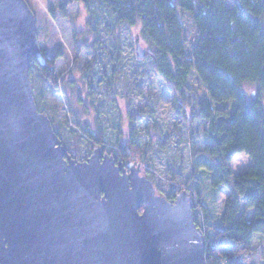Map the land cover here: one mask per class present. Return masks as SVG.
<instances>
[{"label": "water", "instance_id": "95a60500", "mask_svg": "<svg viewBox=\"0 0 264 264\" xmlns=\"http://www.w3.org/2000/svg\"><path fill=\"white\" fill-rule=\"evenodd\" d=\"M33 59L32 11L0 0V264H207L186 190L170 203L99 149L82 163L66 156L36 108Z\"/></svg>", "mask_w": 264, "mask_h": 264}, {"label": "trees", "instance_id": "16d2710c", "mask_svg": "<svg viewBox=\"0 0 264 264\" xmlns=\"http://www.w3.org/2000/svg\"><path fill=\"white\" fill-rule=\"evenodd\" d=\"M83 1L94 32H98L101 12L105 19L101 32L108 36L112 35L108 34L110 26L136 27L152 70L174 96L176 115L207 122L202 129L204 146L196 152L198 159L204 158L214 166L209 175L212 193L228 190L223 213L218 217L210 214L203 201L207 189L195 177H190L184 186L189 194L194 191L198 197V202L192 204L201 218L194 222L205 236L206 263L251 264L248 259L254 237L264 236V0ZM184 16L196 30L192 41L186 35ZM98 38L99 42L88 46L93 57L83 70L90 103L83 102L81 95L77 97L85 111L98 107L93 97L97 84L110 91L125 74L120 47L104 46L105 39L100 34ZM76 47L79 50L86 46L82 43ZM54 65L55 60L44 56L43 63L33 59L31 68L52 80ZM193 71L204 88V96L188 94ZM246 85L254 86L253 97L245 93ZM223 103H229L228 110L218 107ZM130 120L127 143L122 145L118 139L113 145V153L121 158L141 149L134 116L130 115ZM105 121L109 119L102 118L94 127L85 128L92 141L107 143ZM118 129L121 128L113 131ZM241 153L249 157L251 164L247 171L234 175L230 162ZM175 195L170 191L168 199L174 200Z\"/></svg>", "mask_w": 264, "mask_h": 264}, {"label": "rangeland", "instance_id": "374dc122", "mask_svg": "<svg viewBox=\"0 0 264 264\" xmlns=\"http://www.w3.org/2000/svg\"><path fill=\"white\" fill-rule=\"evenodd\" d=\"M230 1L228 0V3ZM25 2L32 11L36 24L38 46L42 55L39 62L43 63L44 56L55 60L52 80L43 77L35 67H30L32 94L38 112L49 119L54 134L66 151V156L82 163L90 158L95 149H99L102 155L111 157L116 165L121 163L127 174L130 166L139 168V174L152 182L155 193L170 203L174 202L168 199L170 191L179 194L185 190L184 186L190 177H195L207 189L203 201L208 205L210 214L220 216L224 210L228 190L222 188L216 195L212 193L209 189V175L214 171V166L204 158L198 159L196 152L204 146L202 129L207 126V122L193 121L189 117L176 115L173 109L174 96L167 84L152 70L151 60L146 57L147 50L144 58L137 59L135 56L136 38L145 48L140 42L138 29L110 26L108 34L112 35L108 36L104 31L101 32L105 22L104 12H101L98 32H94L95 26L91 24V16L83 0H25ZM183 21L186 35L192 41L196 36V30L187 16L183 17ZM98 34L105 39L104 46L111 44L113 47L114 45L120 47L125 74L116 84V88L110 91L97 84L93 97L98 107L96 110L85 111L83 105L78 103L77 97L81 95L83 102L90 103L87 98L90 92L84 88L83 70L84 66L92 61L93 51L90 47L93 42H99ZM82 43L86 47L77 50L76 45L81 46ZM98 54H101L99 47ZM189 87L191 90L188 94L205 95L204 88L194 71L189 78ZM139 88L142 90L141 93L137 92ZM244 91L249 97H253L255 88L246 85ZM218 107L228 110L229 103L220 104ZM130 115L136 120L134 126L141 149L132 152L133 155L126 153V157L121 158L113 153L116 151L113 145L118 139L122 145L127 143ZM105 117L109 119V122L105 121L108 139L107 143L100 144L87 136L85 128L94 127L97 120ZM115 128L121 129L113 131ZM250 164L249 157L241 153L234 156L230 167L233 174L238 175L247 171ZM195 184L196 187L198 184ZM190 193H188L190 201L198 202L194 191ZM193 218L200 219L201 213L193 211ZM248 260L251 264H264V236L255 235L253 250Z\"/></svg>", "mask_w": 264, "mask_h": 264}]
</instances>
